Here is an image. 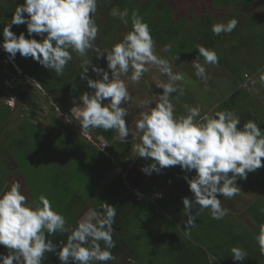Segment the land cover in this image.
I'll use <instances>...</instances> for the list:
<instances>
[{"label":"clouds","instance_id":"clouds-1","mask_svg":"<svg viewBox=\"0 0 264 264\" xmlns=\"http://www.w3.org/2000/svg\"><path fill=\"white\" fill-rule=\"evenodd\" d=\"M98 3L99 0H24L16 6L11 23L4 25L0 32L3 37L0 52L12 65L16 64L19 53L30 60L29 64L35 61L45 69L54 70L57 76L62 75L72 61L73 52L82 58L81 80H86L88 88L94 91L80 95L79 102L73 99L75 106L65 114L71 115L81 128L82 134L76 132L79 137L104 152L106 144L97 142L90 131L111 130L120 142H125L131 132L126 123L128 110L122 106L131 98L126 80L139 83L150 71L149 66H155L160 75L167 77V82L156 84L163 92L156 95L154 107L150 100L141 101V106H147L148 110L140 112L139 118L134 120L139 142L132 146V151L138 158L151 161L141 169L146 175L160 174L173 166H179L185 173L183 179L193 194L192 199H182L186 229L196 227L199 213L206 210L210 211L212 219H223L228 210L222 207L218 196L233 198L240 191L239 179L246 180L249 173L264 168V129L251 119L240 126V117L232 111L202 114L200 106L185 104L186 115H177L172 101L179 96L172 94H184L178 83L184 81V74L173 72L170 62L155 54L150 27L138 10L132 11L131 31L113 44L111 50L94 48L99 31L95 20ZM111 15L128 24L127 9H112ZM238 23L235 18L227 23L217 22L211 31L215 36L230 34ZM13 25H26L27 38L24 32L14 33ZM170 48L171 45H165L166 51ZM196 49L199 55L191 65L195 76L207 86L209 76L205 65H218L219 56L215 50L202 45H197ZM89 50L95 51L97 59L106 58L107 70L83 59ZM199 57H203V63ZM90 68L96 79L88 75ZM16 70L21 74L20 69ZM247 76L245 73L246 80ZM27 78L33 81L32 77ZM33 82L37 88L34 96L45 104L50 117L60 120L56 109L64 111L59 102H55L38 81ZM260 82L264 83V72ZM193 172L195 174L190 175ZM115 218L116 208L106 202L100 206V211L85 212L70 230L66 243L61 241L57 248L47 236L69 232L66 218L43 194L38 202L27 203L22 185L12 183L7 191H0V246L7 250V254L0 253V264H42L45 253L57 256L60 264H106L115 260L110 251L116 246L113 240ZM254 239L260 254L264 255V223L259 225ZM231 253L234 261L243 262L247 258V252L240 247H232Z\"/></svg>","mask_w":264,"mask_h":264},{"label":"trees","instance_id":"trees-1","mask_svg":"<svg viewBox=\"0 0 264 264\" xmlns=\"http://www.w3.org/2000/svg\"><path fill=\"white\" fill-rule=\"evenodd\" d=\"M8 1L12 3L14 9L18 4H23L24 2V0ZM104 1L110 2L112 0ZM100 2L101 0H99V3ZM114 2H117L119 5L122 4V0H114ZM144 17L146 18V16ZM186 19L187 18H185L184 21H186ZM179 26L180 25L176 24L173 20H170V23L164 25L160 32H156L157 38L151 34L155 44H158V42L162 40L160 33H166L174 40L177 39V36L182 32ZM0 32H2L1 27ZM0 40H3L2 35H0ZM185 41L189 42V39ZM160 45L164 46L162 42ZM183 51H186V49L184 48ZM187 52H189V60L192 58V56H190L192 53L190 47ZM199 59L203 60V57H199ZM15 61V65L10 64L5 59L3 53L0 52V132L4 129L1 127L12 121L14 113L17 114L18 117L16 120L12 121V126L15 127L16 131L12 137L8 139V143L6 144L7 148H9L10 152L13 154V157L10 156L11 158L9 157L8 160L11 164L15 163V161L16 163L19 161L22 162V165L33 164L32 166H34L37 171L40 169L39 166L47 169L45 172L42 171L45 180L44 182L41 181L42 185L37 191V199L33 201L38 202V196L41 194L45 195L51 201L53 208L62 211L70 222L69 232H57L54 235L47 236V239L52 240L57 248H59L61 241L66 243L70 230L77 224L74 219V213L79 209H76V201L68 202V197L71 195L72 191L70 187L73 185L74 190L77 192L80 188L84 187V194L86 197L91 198L96 184L95 181L92 182L93 179L91 177H93L98 170L102 171V175L106 176L110 173V170L113 171L116 169L118 171V181L116 178H113L114 180L111 182L113 184L112 188L107 193V197L104 196L102 198V201H108L111 205L119 199H125L126 204L121 206L122 218H119L116 225L114 223L113 226L118 230L120 226L123 229H129L135 224L142 230L156 233L159 240L161 242L163 241L160 244L164 245V247H171L162 252L161 245L159 244L157 250L162 256L166 255L170 257V259L167 260L168 264H264V255L260 254L259 246L254 239L258 234L259 225L264 223V212H262V209H264V201L254 202L250 204L247 209L242 210L250 216V224L247 225L242 223L243 221L240 217L236 220L229 219V221H227L226 219H222L221 221L217 220L216 223H214V221L211 223L209 222L205 228L200 227L196 235L191 232V238L184 239L187 246L184 243L181 251L175 253L174 247H178L181 244L177 242V245H173L170 240L165 242L162 234L165 229L171 231L173 228L176 235L178 231L170 222L159 220V215L162 213L174 214V209L178 206L182 197L175 194V197H173L174 199L167 197V199H153L149 192L140 188L137 194L133 192L129 193L125 187L127 180L124 174H129L133 165L145 167V159L135 156V159L132 161H120L117 159L118 157H116V155L113 154V156H111L112 154H109V152L113 153L109 148H105V150H107L106 152L97 149V147L80 138L75 131L68 129L63 121L56 120L54 117L46 118L43 115V111L40 109L41 100L37 95L34 96L33 94L36 88V83L33 82L34 79L38 82L41 81V78H38L36 72H32L33 70L29 69V67H34L36 62L34 61L23 66L22 57L18 54ZM16 68L21 70V74L18 73ZM27 76L32 77L33 81L27 78ZM44 87L48 93L50 92L52 99L55 102H59L57 95L60 89L50 88L48 86ZM63 91L64 89H61V93ZM10 101H14L13 107L10 106ZM58 104H60L64 113H69L64 103L62 104L59 102ZM24 109L26 111L25 115L22 114ZM38 112L40 114H38ZM32 114L37 115L39 119L42 120L43 124L31 123V119L27 118V115ZM47 121L49 122L47 127L42 128ZM63 130L66 132L64 133ZM90 135L93 136V133L90 132ZM19 144L21 145L20 149L15 150L16 147L19 148ZM36 148L44 153L42 159L38 161V154L34 151L32 152L33 149L36 151ZM32 157L35 162L32 161ZM51 161L53 162L51 163ZM69 163H73L74 166L66 168L67 165H70ZM17 165L16 168L20 166ZM30 167L31 166L27 168ZM22 168L24 169L26 167L23 166ZM258 170L262 171L258 173V176L260 173L264 176V168ZM85 172L87 177L85 176ZM0 175H4L2 171ZM184 175L185 173L182 172V174H177L173 177L183 179ZM15 176L18 178V174ZM82 181H85L83 182L84 185L79 184ZM242 181L243 180L240 179L239 183L246 189L253 185L250 183V179L245 182ZM254 183L257 184L255 181ZM7 184H9V182L5 177L0 178V191H5L4 187ZM257 185L260 187L261 191H264V179L260 180ZM49 188H53V190ZM6 189L8 190L9 188ZM261 198L264 200V195L261 194V197L257 200H261ZM30 202H32L31 199ZM27 203L29 202L27 201ZM66 203H68V205L65 207L64 205ZM116 218L118 217L116 216ZM187 231H189V229ZM132 241V238L129 237V239H127L126 236L122 235V238L116 244L117 251L123 252L125 250L123 247L125 246L127 248ZM232 247H240L245 250L247 252L246 260L243 262L234 261L231 253ZM130 250L131 253L138 255L137 258H140L137 249L131 248ZM0 253L7 254V250L3 246H0ZM113 256L115 257L114 254ZM42 264H60V261L54 254L45 253Z\"/></svg>","mask_w":264,"mask_h":264},{"label":"crops","instance_id":"crops-1","mask_svg":"<svg viewBox=\"0 0 264 264\" xmlns=\"http://www.w3.org/2000/svg\"><path fill=\"white\" fill-rule=\"evenodd\" d=\"M207 2L208 0H198V2L196 1V6H192V15L187 17L190 18V20L186 19L188 21L187 23H190L189 25L194 31L193 34H195V38L194 36L188 37L192 39V43L190 46V49L192 50L191 55L194 57L198 56L199 52L196 47L197 45H202L208 49H213L216 51L219 56V64L216 66L205 65L207 74L209 76L207 86L202 80L198 79L195 74L191 75L190 77L187 73H185V76L189 77L193 85L190 86L188 84H184V87L186 86L187 93L190 96L193 95L194 97H189V100H185V96L184 98H181L178 93L172 94L173 96H179L178 99H174L172 101L175 105V111L177 115H186V111L184 109L185 104H190L189 106H200L202 109V114L204 112L214 113L216 111H227L230 108H227L228 104L230 105L231 100L235 97L237 98V95L240 96V92L245 94L246 96H251V98L247 96V101L244 100V102L247 104H249L250 99L254 98L256 100H253L252 102L258 101L260 105L264 103L263 99H260L262 96L264 98V83L260 82V75L262 72H264V49H255V40H253L257 37L258 40H264V0H209L208 5H204L207 4ZM183 4L181 5L183 6ZM209 9H211L212 14L210 13ZM99 17L101 19L102 13H100ZM233 18L237 19L239 23L237 25V28L232 33H222L220 36L213 35L211 27L214 23H227L228 20ZM173 19L175 20L174 17ZM106 21L107 20H103L101 22H98L97 24L105 23ZM175 23L179 25L178 22L175 21ZM248 23H250L252 27H248ZM245 38L246 40L250 41L251 44H246L244 45L245 48H242L241 42H244ZM99 40L100 39L98 38V40L95 41L94 48L96 46L104 47L103 43H98ZM157 45L154 46V52L157 48L162 49L163 47L162 45ZM183 50L184 48H181L179 52L181 58L178 59V61H176L174 65L171 64L172 70L173 68H175L173 72H177L178 69H185L184 63L188 61L189 54L185 53V51ZM244 52L247 53V56H244ZM239 54L242 55V58H240ZM158 56L167 59L169 54L168 51L166 52L164 49L161 55ZM89 57L92 59L90 62H92L93 65L103 67L107 70L106 58L97 59L95 52L89 53L88 51L84 59L88 60ZM257 60L259 61V66L256 64ZM199 61L203 63V60L199 59ZM32 62L33 61L31 60V63ZM190 62L192 63V61ZM238 64L239 66H237ZM247 64L255 65L254 67L249 68L247 67ZM240 65H242L243 67L242 70L240 69ZM149 68L150 71L144 74L139 83L133 84L130 81L126 80L131 98L126 105L122 106L126 107L128 110L126 123L131 128V132L128 139L125 142H120V140L115 136L114 132L111 130L106 132L103 129H93L90 131L91 133H93V137L97 140V142L101 144L105 143L106 148H109L111 152H113L110 153L108 150L109 154H112L111 156H113V154L116 155V157H118L117 159L120 161H132L133 159H135V156H137V154L132 151V146H134L135 143L139 142L138 139H136L138 133L136 132L134 120L139 118L140 112L148 110L147 106H141V101L150 100L152 101V106L154 107L155 103L157 102L156 95L162 94L163 92V89L157 88L156 84L167 82V77L160 75L156 70L155 66H149ZM82 71L83 70L81 67V72H77L72 80L67 81L64 85H62L63 88H61L60 86L55 87L57 89H64L62 93L60 90L57 97L59 99V102H61L62 104L64 103L65 107L68 108L70 112L72 107L75 106L73 104V99H77V102H79L78 97L80 95L85 92L94 91L88 88L86 80H81L80 75ZM245 73H250L251 75L257 77L259 80V84L256 88L257 90L254 93L246 92L240 89V82L242 81L243 75ZM130 74L131 70L129 72V75ZM88 75L91 78L96 79V74L91 71V68L89 69ZM121 78L126 79L123 76ZM222 80H225L224 82L226 83V85H222ZM179 85L181 87L183 86L181 83H179ZM238 101L242 102L241 99H238ZM250 119L254 120L258 125H260L262 129H264V114L262 116L252 115ZM248 120L249 117L244 118L243 123L247 122ZM242 125L243 124L241 123L240 126ZM100 137H103V139H100ZM145 162V166L151 163L150 160H145ZM142 168L143 166L137 165V169H140V176L142 177L141 180H138L139 188L146 192H149L151 198L167 199L173 198L175 197V194H177L182 197V199L185 197H188L190 199L189 196H186L189 194V192L186 193L183 192L182 189L180 191L177 188L182 187L184 189V184L186 183V181L181 178L173 177L177 174H182L183 171L179 166H173L163 169L162 173L160 174L153 172L151 175H146L145 173H143L141 171ZM109 172L110 173H108V175L104 176L102 175V171L98 170L96 174L91 177L93 179L92 182L95 181L96 183L95 189L92 194L96 195V207L94 209H97L98 211H100V206L105 202L111 205V203H109L108 201H102V198L104 196L107 197V193L112 188L113 184L111 182H113V178H116V180L118 181V171L115 169L113 171L110 170ZM191 174L194 175L195 173ZM85 176L87 177L86 172ZM83 182L85 181H82L79 184H83ZM70 188L72 189V191L71 195L68 197V202L76 201V209L79 210L74 213V216L81 215V219V217L84 215V212L80 211L83 205V201L89 202V200H91L94 196L92 195L91 198L86 197L83 191L84 187L80 188L78 192L74 190L73 186ZM49 189L53 190V188ZM124 204H126L125 199H119L112 204V206L116 208V216L118 217L115 219V225L118 219L122 218L121 206H123ZM67 205L68 203H66L64 206L66 207ZM91 209L92 208H90V210ZM183 209L184 205L181 200L178 206L174 209V214L162 213L159 215V220L163 222H170L175 227H178L177 230L180 229L182 226L186 229L185 217L183 216ZM177 218L179 220H177ZM209 222V219H203L202 228H205L206 225L209 224ZM211 222L213 221L211 220ZM216 222L217 220L214 221V223ZM113 229L115 231L116 227L113 226ZM199 229L200 227H194L189 230L193 231L192 233H195L194 235H196ZM118 231H121V234L123 236H126L127 239H129L130 237L134 240L135 238H138L140 235H142L141 232H139L137 235V230H135L133 227H130L129 229H123L120 226ZM116 244L117 241H115V245ZM129 246H127L128 251L130 249ZM115 249H117V246Z\"/></svg>","mask_w":264,"mask_h":264},{"label":"rangeland","instance_id":"rangeland-1","mask_svg":"<svg viewBox=\"0 0 264 264\" xmlns=\"http://www.w3.org/2000/svg\"><path fill=\"white\" fill-rule=\"evenodd\" d=\"M196 1L198 2V0H122V4L119 5L117 2H114V0H112L110 2H105L104 0H101V2L98 5L97 12L95 14V20H96V23L101 22L103 20H107V21L105 23L97 24L99 31L97 34L96 41L99 38L101 41L99 40L98 43L100 42L101 44L103 43V45H104V47H99V46L98 47L101 50H105V49L111 50V47L113 44L120 42L123 39V37L129 31H131V27H132L131 26V14H132V11L138 10L139 15L142 16L144 22H146L149 25L150 30H151V34L154 35L155 38H157L156 32H160L164 25H168L170 23V20H173L174 22L176 21L179 23V25H180L179 28L181 29L182 32L180 35H178L177 39L174 40L172 37H170L166 33H160L162 40L160 42H158V45H160V43L162 42L164 44V46L162 47V49L157 48L155 50V54L161 55V53L165 49V45H168V44L171 45L170 50H167L168 54H169L167 59L170 62V64L174 65V63H176V61H178V60H176V57L179 56L178 59L181 58L180 54H179L181 48L189 49V47L191 46L192 39L188 38V37L194 36V38H195V34H193L194 31L189 25L190 23H187L188 22L187 20H190V18H187V17L192 15V11H193L192 6H194V5L196 6V4H195ZM199 1H201V0H199ZM208 2H209V0H208ZM208 2H207V4H204V5H208ZM181 4H183V6ZM12 6H13L12 3L9 2L8 0H0V27H1L2 31H3L4 25L11 23L12 15H13V12L15 10L13 8L14 6L13 7ZM112 9H118L119 11H124L125 9H127L128 10V17H127L128 24L125 25L124 23H122V21L119 17L114 18L111 15ZM209 10L211 13V9H209ZM100 13H102L101 19L99 17ZM144 16H146V18ZM173 17L175 18V20L173 19ZM185 18H187V20L184 22ZM243 22H245V21H243ZM249 26H251L250 23H248V27ZM12 31L14 33H16L17 35H19L21 32H24L26 35V38H27L26 25H20V26L13 25ZM108 32H110V33H108ZM36 38L39 40L38 37H36ZM187 38L189 39V42L185 41ZM253 40H255V43H254V45L256 47L255 49H258V48L264 49V40H260V39L258 40V37L256 39H253ZM247 41L248 40H246V38H245V41L241 42L242 48H245L244 45H246V44H251L250 41H248V42ZM156 45L157 44H155L154 46H156ZM187 49H186L185 53L189 54V52H187ZM92 52H95V51L89 50V53H92ZM17 54L20 55L19 53H17ZM243 54H244V56H247L246 52H244ZM72 55H73L72 61H70L68 63L63 74L60 76H57L55 74L54 70L45 69L44 67L39 65L37 62H36V65L34 67H29V69L33 70L32 72L35 71L36 74L38 75V78H41V81H39V83L42 86H48L50 88H55L56 86H60L61 88H63L62 85H64L67 81L72 80L77 72H81L82 58H80L75 52H73ZM105 56H106V54H105ZM190 56H192V55H190ZM239 56H240V58H242L241 54H239ZM196 58H197V56L196 57L192 56V58H190L186 63H184L185 69H178L177 70V72L183 73L184 77H185L184 81L179 82L183 85L182 87L184 89V94L183 95L178 94L181 98H184V96H185V98H186L185 100H189V97L190 98L194 97L193 95L190 96L187 93L186 86L184 87V84H186V85L188 84L190 86L193 85L192 82L190 81L189 77L185 76V73H187L190 77H191V75L195 74V69L192 68L190 61L193 62ZM185 59H187V58H185ZM91 60L92 59L89 57L88 61H91ZM29 62H30V60H28V58L26 59V58L22 57V65L23 66L29 64ZM256 64L259 66L258 60H257ZM254 65L255 64H247V67L251 68V67H254ZM237 66H239V64ZM242 68H243L242 65H240L241 70H242ZM173 70H175V68H173ZM29 73L31 74L30 71H29ZM255 79L257 81V86H258L259 80L257 77ZM225 80L221 81V82H223L222 85H226V83L224 82ZM11 83H12V81H11ZM256 88L257 87H255L251 92L254 93L257 90ZM39 95L42 97V94H39ZM247 96L240 92V96L237 95V98L235 97L234 99H232L230 102V105L228 104V106H227V108L230 107L227 111H232L237 116H239L242 124H243L244 118L249 117V119H250L252 117V115L262 116L264 114V103L260 105V103L258 101L252 102L253 100H256L254 98V99H250L249 104H247L244 102V100L247 101L248 97L251 98V96H248V97ZM238 99H241L242 102H239ZM260 99H263V101H264L263 96ZM3 102H4V100H3ZM40 105H41V107H40L41 111H43V113L45 111L50 116L48 109L45 107V104L41 103ZM22 114L23 115L26 114L25 109L23 110ZM38 114H40V113L38 112ZM27 116H28L27 118L31 119V123H33V124L40 123L41 125L43 124L42 120L39 119V117L37 115L32 114V115H27ZM17 117H18L17 114L14 113L12 121L16 120ZM12 121H10L9 123H7L3 127H1L4 129L0 132V172L2 171L5 176L0 175V178L5 177V179L8 180V182H9V184H7L4 187L5 191H7L6 188L11 187L12 183L19 182L22 185V191H24L27 195V201L30 204H34L36 202L33 200L37 199V197H36L38 195L37 191H38V189H40V187L42 185L41 181L44 182V180H45V177L42 174V171L45 172L47 169L45 167L39 166L40 169H38V171H37L36 168H34V166H32L33 164H31V165L23 164L22 165L21 164L22 162H20V161L17 162L18 165H20V166L18 168H16V165H17L16 161L13 164L10 163L8 158L10 156L13 157L12 156L13 154L10 152V149L7 148L6 144L8 143L7 142L8 139L10 137H12V135L16 131L15 127L12 126L13 125ZM48 124H49L48 121L45 122L44 125L42 126V128H46ZM63 131H64V133L66 132L65 130H63ZM80 137L82 138V136H80ZM19 140H18V142H19ZM20 146L21 145L19 144V148L16 147L15 150H19ZM34 149H35V147H34ZM34 149L32 150V152L34 151V152H36V154H38L37 161L41 160L43 157V154H44L43 151L40 152V150H38L37 148L35 151ZM31 159L33 162H35L33 157ZM52 162L53 161H51V163ZM69 164L70 165L69 166L67 165L66 168H70V167L74 166L73 163H69ZM23 166H25L26 168L23 169L22 168ZM29 166H31V167L27 168ZM259 172H262V171L256 170L255 172L249 173L248 177L246 179V180L250 179L251 180L250 183L255 185V186L252 185V186L248 187V189H246L243 187V185H241L239 183V180H240L239 179L237 181V185H238V187H240V191H238V193L233 198L229 199V198H223L222 196H218V198L221 199L222 207L228 210V214L224 217L227 221H229V219L230 220H233V219L236 220L237 218L240 217L243 221L242 223H245L247 225L250 224V221H251L250 216L248 214L244 213L242 210L247 209L248 206L254 202L264 201V200H262V198H261V200H257L259 197H261V194L264 195L263 194L264 191H261L260 187L257 185V184H259L260 180L264 179V176H262L261 173L258 176ZM16 174H18V178L15 176ZM140 174H141V172H140V169H137V165L132 166V168L130 169V172L126 178L128 184L131 188L137 189V190L139 189V184H138L139 181L138 180L142 179ZM257 178H260V179H257ZM242 180H243L242 182L246 181L244 179H242ZM254 181L257 182V184H255ZM184 185H185L184 189L182 187H177V188L180 191L182 189L183 192H186V193L189 192V194L186 196H189L190 199H192L193 194L189 191V186H187L188 184L185 183ZM30 195H31V197H30ZM92 195L94 197H92V199L89 200V202L83 201V205H82L80 211L85 213V212L89 211L90 208L94 209L96 207V204H95L96 195L95 194H92ZM30 199L32 200V202H30ZM193 212H195V211H193ZM59 213H61L66 218V221H67L66 228L69 229L70 222L68 221L67 217L64 215V213L62 211H59ZM80 216L81 215L74 216V219L76 221H78V220H80ZM184 217H185V221H186L187 217L186 216H184ZM203 219L204 220L209 219L210 222H211V220L215 221L214 219H212L210 211L206 210L204 212L199 213V215L196 219V227H202L203 226ZM177 220H179V219L177 218ZM221 220H219V221H221ZM223 221H225V220H223ZM132 227L135 230H137V235L139 232H141L142 235H140L138 238H135L132 242L129 243L130 246L129 245L128 246L130 247V249L131 248L137 249V252L140 254V258H137L138 257L137 254L131 253L130 249H129V251H130L129 252L125 246L123 247V248H125V250L123 252H118L117 249H115L116 248V246H115L114 248H112L110 250L112 252V254L115 255V260L108 261V262H106V264H168L167 260L170 259V257L166 256V255L162 256L161 254H159L157 252L159 244L162 243L163 241L161 242L159 240L156 233H154L153 231L150 232L148 230H142V229L138 228L135 224H133ZM177 228L178 227H176V229ZM172 230H173V228H172ZM172 230L170 231V230L165 229L162 236L164 237L165 242L170 240L173 245L176 244L177 242H179L181 244L178 247H174V252L177 253L178 251H181V249L183 248V244L185 243L184 239H190L192 236L191 232H193V231H191V230L187 231V229H185V227L182 226L180 229L177 230L178 234L176 235V233H174L175 231L174 230L172 231ZM121 233L122 232L118 231L117 229L115 231H113V240L119 242L120 239L122 238ZM131 234H132V231H131ZM160 245L162 248V252L171 248V247H164V245H162V244H160ZM185 245L187 246V243H185ZM101 246L103 247V242H101Z\"/></svg>","mask_w":264,"mask_h":264},{"label":"built area","instance_id":"built-area-1","mask_svg":"<svg viewBox=\"0 0 264 264\" xmlns=\"http://www.w3.org/2000/svg\"><path fill=\"white\" fill-rule=\"evenodd\" d=\"M9 56V55H8ZM247 80L245 78V74L243 75V79L240 82V89L246 92H251L255 87H257V81H256V77L247 73ZM247 84V87H245L244 85ZM10 106H14V101H10ZM49 112V111H48ZM57 112V117L63 121L65 123V125L67 126V128H69L72 131L77 132L78 134H82L81 128L79 127V125L77 124V122L75 121V119L69 115V114H65L62 111H60L59 109H56ZM50 114V113H49ZM43 115L46 118H49L50 116L44 111ZM125 179L128 176V173L124 174ZM127 180V179H126ZM125 187L127 188L128 192H133L134 194L138 193L137 189H133L129 186L128 182H126Z\"/></svg>","mask_w":264,"mask_h":264}]
</instances>
